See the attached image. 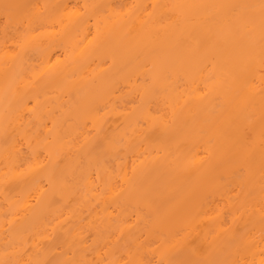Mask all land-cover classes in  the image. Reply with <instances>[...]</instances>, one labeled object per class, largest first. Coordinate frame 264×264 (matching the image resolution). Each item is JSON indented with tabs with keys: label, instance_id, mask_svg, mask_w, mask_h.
Here are the masks:
<instances>
[{
	"label": "bare ground",
	"instance_id": "6f19581e",
	"mask_svg": "<svg viewBox=\"0 0 264 264\" xmlns=\"http://www.w3.org/2000/svg\"><path fill=\"white\" fill-rule=\"evenodd\" d=\"M0 264H264V0H0Z\"/></svg>",
	"mask_w": 264,
	"mask_h": 264
},
{
	"label": "snow or ice",
	"instance_id": "6c2138e0",
	"mask_svg": "<svg viewBox=\"0 0 264 264\" xmlns=\"http://www.w3.org/2000/svg\"><path fill=\"white\" fill-rule=\"evenodd\" d=\"M8 7H10V6H8V5L5 6V8H8Z\"/></svg>",
	"mask_w": 264,
	"mask_h": 264
}]
</instances>
